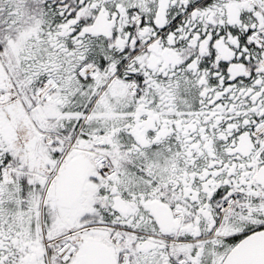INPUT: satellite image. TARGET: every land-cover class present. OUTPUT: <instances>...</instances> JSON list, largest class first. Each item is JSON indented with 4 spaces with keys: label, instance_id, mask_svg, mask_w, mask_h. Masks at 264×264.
<instances>
[{
    "label": "snow or ice",
    "instance_id": "snow-or-ice-1",
    "mask_svg": "<svg viewBox=\"0 0 264 264\" xmlns=\"http://www.w3.org/2000/svg\"><path fill=\"white\" fill-rule=\"evenodd\" d=\"M0 264H264V0H0Z\"/></svg>",
    "mask_w": 264,
    "mask_h": 264
}]
</instances>
